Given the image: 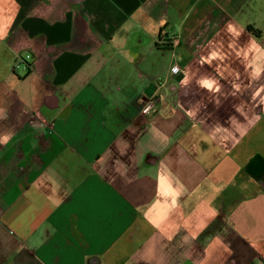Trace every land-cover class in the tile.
<instances>
[{
    "label": "crops",
    "instance_id": "0c3cea01",
    "mask_svg": "<svg viewBox=\"0 0 264 264\" xmlns=\"http://www.w3.org/2000/svg\"><path fill=\"white\" fill-rule=\"evenodd\" d=\"M0 264H264V0H0Z\"/></svg>",
    "mask_w": 264,
    "mask_h": 264
},
{
    "label": "built area",
    "instance_id": "2783aa9c",
    "mask_svg": "<svg viewBox=\"0 0 264 264\" xmlns=\"http://www.w3.org/2000/svg\"><path fill=\"white\" fill-rule=\"evenodd\" d=\"M31 58V54H27L26 56H24V57H21V59H20V61L19 62H17V63H15V68L16 67H20L21 66V64H25L26 65V67H27V61L29 60ZM172 71L174 72V73H179V72H181L182 71V66H181V64L180 63H176L173 67H172Z\"/></svg>",
    "mask_w": 264,
    "mask_h": 264
},
{
    "label": "trees",
    "instance_id": "16d2710c",
    "mask_svg": "<svg viewBox=\"0 0 264 264\" xmlns=\"http://www.w3.org/2000/svg\"><path fill=\"white\" fill-rule=\"evenodd\" d=\"M252 28V27H251ZM171 44H164L165 49H169Z\"/></svg>",
    "mask_w": 264,
    "mask_h": 264
}]
</instances>
